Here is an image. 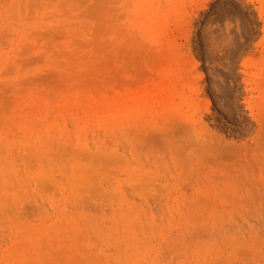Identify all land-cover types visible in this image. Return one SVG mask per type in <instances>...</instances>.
Instances as JSON below:
<instances>
[{"label":"rangeland","instance_id":"374dc122","mask_svg":"<svg viewBox=\"0 0 264 264\" xmlns=\"http://www.w3.org/2000/svg\"><path fill=\"white\" fill-rule=\"evenodd\" d=\"M0 264H264V0H0Z\"/></svg>","mask_w":264,"mask_h":264}]
</instances>
